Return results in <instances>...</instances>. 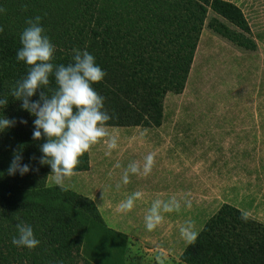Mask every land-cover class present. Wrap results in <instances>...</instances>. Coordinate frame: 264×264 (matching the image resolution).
<instances>
[{"label":"trees","instance_id":"trees-1","mask_svg":"<svg viewBox=\"0 0 264 264\" xmlns=\"http://www.w3.org/2000/svg\"><path fill=\"white\" fill-rule=\"evenodd\" d=\"M210 1L0 0L6 9L0 13V97L8 98L0 116L17 121L0 132V264H100L83 255L88 229L97 226L104 234L127 238L106 224L93 199L46 183L51 169L38 163L44 141L32 139L35 117L10 96L28 72L16 59L26 19L42 18L56 47L55 63L72 62L74 48L95 57L106 72L93 87L114 115L108 126L158 127L166 94L181 93L189 81ZM31 99H38V93ZM21 119L27 124L19 123ZM21 145L22 163L38 171L9 176L12 153ZM33 156L37 159L30 160ZM89 168L88 152L77 171ZM17 217L31 225L40 241L34 250L12 244ZM198 232L196 243L185 244L180 253L183 264H264V223L235 205L221 204Z\"/></svg>","mask_w":264,"mask_h":264},{"label":"rangeland","instance_id":"rangeland-1","mask_svg":"<svg viewBox=\"0 0 264 264\" xmlns=\"http://www.w3.org/2000/svg\"><path fill=\"white\" fill-rule=\"evenodd\" d=\"M198 44L189 81L181 93L166 94L163 109L167 121L178 120L183 125L190 142L193 137H202L199 147L185 146L186 167L191 173H186L184 193L178 199L152 192L155 187L145 192L137 188L130 195L140 193L134 202L141 206L134 203L126 213L103 210L95 203L106 224L127 235L124 240L104 234L97 226L88 229L83 255L95 257L100 264H183L179 256L186 242L180 227L191 220L199 231L223 203L235 205L264 223V161H257L258 147L247 144L254 141L251 139L225 137L231 129L233 135L236 133L235 126L241 128L235 122L255 129L257 119L264 117L258 110L264 107V0H211ZM108 128L118 137V147L106 155L105 144L93 146L89 172L94 177L144 161L149 148L144 147L143 138L130 134L132 127ZM211 133L219 135L215 142L208 141ZM193 177L194 181L189 179ZM71 183L72 178L66 182ZM173 199L180 203L179 210L166 212L161 208L162 223L149 231L145 217L153 203ZM189 200L190 208L185 206Z\"/></svg>","mask_w":264,"mask_h":264},{"label":"clouds","instance_id":"clouds-1","mask_svg":"<svg viewBox=\"0 0 264 264\" xmlns=\"http://www.w3.org/2000/svg\"><path fill=\"white\" fill-rule=\"evenodd\" d=\"M22 8L26 10L27 5ZM4 12L6 9L0 7V13ZM41 19L40 16H35L25 21L27 26L20 34L21 47L16 52V59L28 66V72L16 81L10 96L21 101V108L35 117L32 139L44 141L39 145L42 155L38 158V163L41 166H50L52 181L64 190L66 182L78 175L77 169L85 153L90 152L93 146L103 143L107 147L106 155H111V151L118 147V137L111 134L108 128V122L114 115L105 109V98L93 87L104 80L106 72L86 49L74 48L72 62L67 65L55 63L56 47L46 35ZM3 31V26H0V33ZM53 79L55 87L52 86ZM37 93L38 99L32 100ZM7 104L8 98L0 97V108ZM16 123L15 119L0 116V132L14 127ZM19 123L27 124V121L21 119ZM22 152V145L13 151L7 169L9 176L17 173L23 176L29 171H38L29 164L22 163ZM36 159L35 156L30 157V160ZM154 163L155 154H148L142 174L148 175ZM116 167H120L119 163ZM129 173L141 174L137 162L130 163L124 170V184L130 182ZM120 186L118 183L116 188L119 189ZM139 196L140 193H135L128 197L118 206V210L122 213L130 212ZM185 206L190 208L191 201H185ZM161 208L166 212L179 210L180 203L175 199L169 203L155 201L145 217L149 231L162 223ZM16 220L17 235L12 238V244L34 250L40 241L35 237L33 228L19 217ZM180 233L187 245H194L199 235L191 220L185 221L180 227Z\"/></svg>","mask_w":264,"mask_h":264},{"label":"crops","instance_id":"crops-1","mask_svg":"<svg viewBox=\"0 0 264 264\" xmlns=\"http://www.w3.org/2000/svg\"><path fill=\"white\" fill-rule=\"evenodd\" d=\"M259 112L264 113V107L258 108ZM165 110L163 111V121L158 127H143V126H130L134 128L130 134L134 138L144 140L145 146L149 145V148L145 150V157L150 154H155V163L148 175H143L144 161H137L141 168V174L129 173L130 182L124 184L122 181L123 168L120 170H112L110 172L100 173L94 177L89 172L90 169L84 171H77L78 175L72 177L71 184H65L67 188H70L78 193L86 195L93 199L100 209H118V206L130 197L131 193L137 190L147 191L146 189L154 188L152 192L156 193L161 191L164 194L178 197L181 193H184L186 184V173H191L186 167V144H192V146H200L201 136L197 138L193 137L190 142L185 136L183 125L178 120L167 121ZM236 125L241 124V128L235 126L236 133L233 135L232 129L230 134H225V137H231L233 139H251L254 141L247 144L255 145L258 147L257 161H264V117L258 118L255 123L256 128H249L247 123L235 122ZM219 135L211 133L208 135V141H216ZM150 143V144H149ZM235 143V142H233ZM228 144V142H226ZM244 145L243 143H236ZM152 145V146H150ZM143 147V148H144ZM260 148V149H259ZM142 149V147H140ZM240 154H243L240 153ZM241 160V159H236ZM194 173V171H192ZM194 175V174H193ZM195 176V175H194ZM198 182H200V174H197ZM194 181V177L189 178ZM48 182H53L51 175L47 177ZM120 184V188L117 189L116 185ZM95 187V188H94ZM159 188V189H158ZM95 193V194H94ZM183 196V195H182ZM136 203V202H134ZM138 206L141 204L136 203Z\"/></svg>","mask_w":264,"mask_h":264}]
</instances>
